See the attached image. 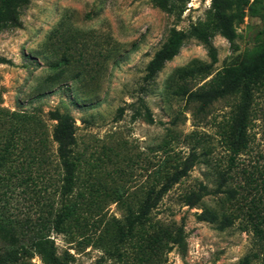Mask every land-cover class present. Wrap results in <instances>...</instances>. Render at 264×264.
<instances>
[{"label": "rangeland", "instance_id": "1", "mask_svg": "<svg viewBox=\"0 0 264 264\" xmlns=\"http://www.w3.org/2000/svg\"><path fill=\"white\" fill-rule=\"evenodd\" d=\"M234 3L233 42L214 31L211 0H30L21 25L0 32L7 60L0 62L1 105L32 119V135L48 138L53 158L52 112L75 120L71 214L62 231L50 233L64 261L264 264L251 229L257 219L264 226V0ZM193 26L212 32L217 61L209 71L187 74L211 63L207 47L189 37L146 81L148 62L172 30ZM253 72L260 81L247 77L241 91H249L247 117L237 115L242 93L205 109L189 98L213 79ZM187 162L188 173L140 218L147 200ZM201 184L211 192L189 205ZM205 208L233 224L220 230L200 219ZM41 262L35 256L30 264Z\"/></svg>", "mask_w": 264, "mask_h": 264}, {"label": "trees", "instance_id": "2", "mask_svg": "<svg viewBox=\"0 0 264 264\" xmlns=\"http://www.w3.org/2000/svg\"><path fill=\"white\" fill-rule=\"evenodd\" d=\"M211 1L214 10V31H218L233 42L237 36L234 0ZM29 2L30 0H0V32L21 25L20 11ZM189 37L198 38L207 47L211 63L194 64L186 68V72L189 75L207 73L212 63L217 61V49L212 43V32L193 26L188 32L172 30L168 40L148 62L144 79L153 80L165 62L177 55ZM0 62L7 60L0 57ZM247 77L255 84L261 79L258 72L239 73L232 78L222 76L220 80L213 79L215 83L212 81L209 87L190 92L189 98L196 101L201 109H205L218 98L242 93V87L248 83ZM183 93L187 94L185 90ZM243 93L242 102L237 109V115L240 117L247 115L250 103L249 91L245 90ZM146 110V118L152 122L151 113L148 108ZM138 113L141 115V112ZM52 118L56 121L52 132V141L57 146L56 158H53L45 148L48 145L47 137L36 140L32 135L31 129L34 124L32 119L5 109L1 105L0 94V264H30L35 256L41 258V264H70L59 257L50 233L62 231L64 222L71 214L68 195L72 190L75 172L73 154L76 143L75 120L71 114L59 111H53ZM238 150L239 148L235 149V154ZM53 161H56L54 167L58 169L56 179L50 171ZM191 167L192 164L187 162L181 169L173 172L158 189L155 197L147 200L140 218L151 208L156 207L161 197L185 176ZM221 176L225 177V174ZM210 192L206 185L201 184L198 191L189 195L188 204L198 205ZM19 199H24L26 205L20 206ZM255 216L258 215L253 214L250 219H257ZM199 217L215 223L220 230L230 227L234 222L228 215H223L222 219H219L218 214L208 208H205ZM261 224L262 221L257 219L252 222L251 229L256 244L264 252V226ZM244 227L247 229V225ZM245 259V264H248L249 258Z\"/></svg>", "mask_w": 264, "mask_h": 264}]
</instances>
